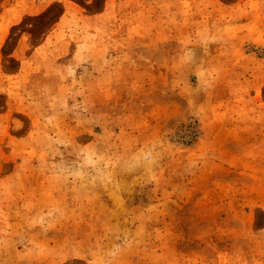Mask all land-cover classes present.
<instances>
[{"label": "rangeland", "instance_id": "obj_1", "mask_svg": "<svg viewBox=\"0 0 264 264\" xmlns=\"http://www.w3.org/2000/svg\"><path fill=\"white\" fill-rule=\"evenodd\" d=\"M0 264H264V0H0Z\"/></svg>", "mask_w": 264, "mask_h": 264}]
</instances>
